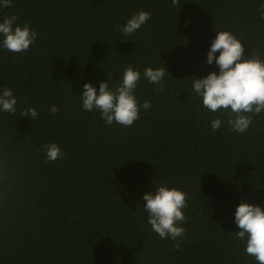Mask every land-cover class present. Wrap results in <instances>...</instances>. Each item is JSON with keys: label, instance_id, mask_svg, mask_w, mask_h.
I'll use <instances>...</instances> for the list:
<instances>
[{"label": "trees", "instance_id": "obj_1", "mask_svg": "<svg viewBox=\"0 0 264 264\" xmlns=\"http://www.w3.org/2000/svg\"><path fill=\"white\" fill-rule=\"evenodd\" d=\"M262 3L11 0L0 22L17 16L38 35L22 54L0 47V91L17 99L15 114L0 111V264H258L236 238L235 211L264 209V113L244 134L230 131L227 113H210L191 87L219 72L206 63L216 32L264 60ZM140 11L151 19L125 36ZM129 65L141 72L138 104L151 108L131 127L108 126L79 96L85 83L115 89ZM148 67H166L163 90L143 78ZM27 108L35 120L20 115ZM52 143L65 155L46 163ZM162 185L188 197L179 250L143 212V195Z\"/></svg>", "mask_w": 264, "mask_h": 264}, {"label": "clouds", "instance_id": "obj_2", "mask_svg": "<svg viewBox=\"0 0 264 264\" xmlns=\"http://www.w3.org/2000/svg\"><path fill=\"white\" fill-rule=\"evenodd\" d=\"M173 6L179 5V0H172ZM11 7V0H0V12ZM260 19L264 20V3L258 9ZM151 19V13L140 11L131 16L120 29L125 36L135 34L142 25ZM17 16H5L0 22V47L15 54L29 51L38 33L29 24L22 27L16 24ZM14 25H16L14 27ZM245 48L241 40L229 31L216 32V38L211 42L206 63H213L219 72L209 73L205 78L192 77L191 91L202 101V105L210 113H227L229 130L244 134L253 123V118L264 113V60L255 53L249 57L244 55ZM219 53V56L216 55ZM169 75L166 67L145 68L143 78L149 84L159 85L157 91L163 90V79ZM141 72L129 65L115 89L108 82L99 85V92L91 83L83 85L79 96L82 109L86 112L98 111L106 125L116 123L122 127H131L140 118V109L151 108V103L145 101L138 104L134 95ZM0 111L15 114L17 99L11 89L0 91ZM52 115L58 112L56 106L49 109ZM23 117L35 120L38 112L35 108H27L20 113ZM222 121L217 118L211 121V128L216 131L221 128ZM45 162L63 159L64 153L55 144H44ZM145 201L143 212L147 213V223L151 230L161 239L176 241L174 248L179 250L186 229L180 225L185 223L183 210L188 207L187 194L167 185L155 188L154 193L143 195ZM235 224L240 229L236 238L244 242L245 252L254 257L258 264H264V209L248 203H240L235 211Z\"/></svg>", "mask_w": 264, "mask_h": 264}]
</instances>
